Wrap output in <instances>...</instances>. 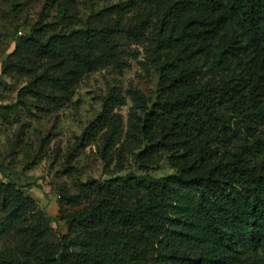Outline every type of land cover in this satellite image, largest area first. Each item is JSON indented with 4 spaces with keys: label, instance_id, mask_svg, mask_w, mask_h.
Instances as JSON below:
<instances>
[{
    "label": "rangeland",
    "instance_id": "rangeland-1",
    "mask_svg": "<svg viewBox=\"0 0 264 264\" xmlns=\"http://www.w3.org/2000/svg\"><path fill=\"white\" fill-rule=\"evenodd\" d=\"M128 1L0 0V165L7 169L5 176L0 173V182L15 185L35 201L24 221L13 224L0 197V261L39 264L35 257L24 258L22 252L59 258L65 237L82 241L88 231L70 232V227L74 217L96 199L89 184L111 182L115 197L136 207L148 194L143 181L197 175L195 140L185 141L177 151L164 150L154 166L143 170L135 160L141 139L137 134L128 136L141 117L133 93L143 98L144 106H151L160 93L161 70L168 55L178 58L176 76L188 75L194 85L213 81L236 87L233 101L215 111L227 120V131L212 144L209 162L199 174L227 163L241 146L257 143L260 149L249 156L248 165L264 171V49L237 24L226 27L214 45L193 46L170 44L163 34V21L154 18L145 37L134 41L131 19L137 12L121 16L124 32L116 40L124 55L122 70L105 63L94 72L81 71L75 84L64 90L47 89L44 97L26 90L41 75L66 80L72 67L66 57H40L29 49L25 39L33 37L34 31L48 27L51 36L102 29L116 24L115 17L111 22L106 19V10ZM94 55L102 57V48ZM61 61H66L65 67ZM114 90L125 101L114 109L123 127L118 144L105 155L106 125L90 145L80 148V137ZM71 252L80 250L71 248ZM162 256L163 250L154 243L146 264H163Z\"/></svg>",
    "mask_w": 264,
    "mask_h": 264
},
{
    "label": "trees",
    "instance_id": "trees-1",
    "mask_svg": "<svg viewBox=\"0 0 264 264\" xmlns=\"http://www.w3.org/2000/svg\"><path fill=\"white\" fill-rule=\"evenodd\" d=\"M144 7L149 10L143 11ZM134 12L130 33L134 41L145 37L154 18L163 21V34L170 44L211 46L226 27L237 24L264 49V0H129L106 10V19L111 22L115 17L116 24L102 29L51 36L48 27L34 31L33 37L25 39L29 49L40 57H66L72 67L66 80L41 75L26 90L44 97L47 89L64 90L82 72H94L105 63L122 70L124 55L116 40L124 32L119 18ZM98 47L102 57L94 55ZM165 62L160 93L149 108L133 93L141 117L128 136L137 134L141 139L135 160L143 170L154 166L164 150L177 151L185 141L195 140L197 175L143 181L148 194L136 207L117 199L111 182L89 184L96 199L74 217L70 227V232L88 231L82 241L65 237L59 258L23 251L24 258L35 257L39 264H146L149 249L157 243L163 250V264H264V171L248 165L249 156L261 144L241 146L227 163L199 174L209 162L212 144L227 131V120L215 111L233 101L236 87L213 81L194 85L188 75L176 76L177 57L168 55ZM61 65L65 67L66 61ZM124 102L115 90L104 99L102 112L79 139L80 148L90 145L106 125L105 155L116 147L123 127L114 109ZM0 173H7L2 165ZM0 197L13 224L23 222L35 207V201L15 185L0 182ZM0 264L18 263L3 259Z\"/></svg>",
    "mask_w": 264,
    "mask_h": 264
}]
</instances>
